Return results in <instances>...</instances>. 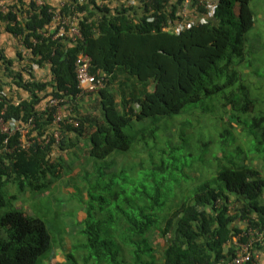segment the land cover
<instances>
[{"label":"trees","instance_id":"16d2710c","mask_svg":"<svg viewBox=\"0 0 264 264\" xmlns=\"http://www.w3.org/2000/svg\"><path fill=\"white\" fill-rule=\"evenodd\" d=\"M64 1L62 13L68 15L74 0ZM212 1L211 14L196 2L191 27L170 32L161 24L176 17L182 0L146 4L155 9L152 22L145 13L134 16L132 7L89 0L76 8L81 38L72 40L54 38L49 32L51 10L57 8L49 0L40 6L34 0H0L4 7L0 5V40L6 34L18 44L14 57L5 52V44L0 45L3 118L25 122L33 116L32 131L42 135L55 111L49 106L42 109L43 104L55 97L79 121L76 127L60 123L58 142L50 136L48 144L35 142L11 152L3 151L0 133V208L6 204L3 188L8 182L34 191L60 178L67 160L62 155L82 140L83 153L94 159L142 149L137 135L155 137L158 126L148 133L149 126H144L135 135L127 134L125 127L146 119L154 123L198 105L216 110L223 124L222 132L204 146L218 138L223 143L241 138L245 147L214 157L219 167L193 192L183 188L161 195L157 189L142 199L136 186L116 190L112 196L115 200L122 196V205H117L115 217H107L115 223L114 232L107 220L89 223L85 230L90 257L94 254L98 264H123L128 247L131 264H217L236 255V239L245 243L252 232H264V40L250 35L256 23L251 0ZM79 53L90 57L91 71L104 81L93 111H83L80 104L74 66ZM35 67L46 68L48 78L38 79ZM11 84L27 96L10 97L6 86ZM151 236L160 238L159 260L152 253ZM51 250L43 220L20 209L0 214V264H41ZM145 253L150 260L141 258ZM71 256L67 252L65 259ZM244 264H256L254 252Z\"/></svg>","mask_w":264,"mask_h":264},{"label":"rangeland","instance_id":"374dc122","mask_svg":"<svg viewBox=\"0 0 264 264\" xmlns=\"http://www.w3.org/2000/svg\"><path fill=\"white\" fill-rule=\"evenodd\" d=\"M250 5L256 19L250 35L264 40V0H251ZM80 97L82 110L93 111L96 92ZM171 117L154 123L146 119L125 127L127 134L135 135L144 126H149L146 133L152 126H158L155 137L137 135L142 149L138 146L115 152L105 159L87 157L83 153L82 140L79 146L62 155L67 160L63 162L61 177L52 178L46 188L29 191L27 187L20 189L16 182H8L3 188L6 204L0 208V214L8 209H20L44 221L51 236L52 250L42 258L41 264H98L94 254L90 257L89 230H85L92 222L107 220L106 226L114 232L115 223L107 217L110 214L115 217L117 205H122L123 200L122 196L115 200L112 193L126 186L138 187L142 192L136 193L141 194L142 199L149 198V194L156 193L157 189L161 195L179 193L183 188H192L193 192L219 167L216 156H221L223 150L234 151V147L246 145L239 140L241 138L235 141L228 138L224 143L218 138L204 146L207 140L223 130L219 113L210 107L203 109L197 105L186 113ZM171 147L175 151L170 150ZM139 162L143 163L142 168H139ZM140 203L143 204V200ZM149 240L154 249L152 253L159 260L162 253L160 238L151 236ZM141 246L146 245L141 243ZM67 252L72 255L69 259H65ZM129 252L125 247L123 253L127 261L123 264L132 263L128 259ZM141 258L150 260L151 257L145 253ZM136 264H140L139 261Z\"/></svg>","mask_w":264,"mask_h":264},{"label":"built area","instance_id":"2783aa9c","mask_svg":"<svg viewBox=\"0 0 264 264\" xmlns=\"http://www.w3.org/2000/svg\"><path fill=\"white\" fill-rule=\"evenodd\" d=\"M37 6L43 5L45 0H34ZM89 0H74V4L70 5L68 15L62 13V8L65 1L61 0L57 4V8L53 11L52 23L48 26L49 32H54V38L57 37H70L72 40L81 38V31L78 26V13L76 9L78 5H83ZM97 4L102 2H113L120 6L132 7L131 13L134 16H142L145 13V18L148 22L155 20V9L152 5L145 6L153 0H96ZM177 0H169V3H176ZM163 2V1H162ZM202 5L206 8L208 13H212L214 7L213 1L210 0H182L176 11V17L168 18L167 23L161 24V29L164 31H181L190 28L192 25V15L195 8V3ZM3 7V4L0 3ZM147 8V12L145 11ZM4 9V7L2 8ZM145 11V12H144ZM90 57L84 53H79L75 59V74L77 81L78 95L95 93L104 87L103 78L99 73H93L90 69ZM61 99L52 97L49 98L44 104L42 109L49 106L55 109L52 113V122L45 126L42 135H38L36 129V122L33 116L27 118L25 122L17 118L4 119L0 113V133L3 135L2 149L6 152H11L14 149H25L33 145L35 142L41 144L50 143V136L56 139V142L61 137L62 129L59 127L60 123H69L73 126H78L79 121L72 118L70 111L62 104ZM19 132V137L16 142L12 144V140ZM10 146V147H9ZM1 149V150H2ZM264 236V232L255 231L251 233L250 239L245 243H240L236 239L237 245L236 255L225 260H221L217 264H244L253 258V246L258 242L259 237Z\"/></svg>","mask_w":264,"mask_h":264},{"label":"crops","instance_id":"0c3cea01","mask_svg":"<svg viewBox=\"0 0 264 264\" xmlns=\"http://www.w3.org/2000/svg\"><path fill=\"white\" fill-rule=\"evenodd\" d=\"M60 1L61 0H49V2H51L53 5H57ZM192 12L194 14L195 10H192ZM207 14H211V13H207ZM207 16H209V15H207ZM192 18L194 19L193 15H192ZM4 44L7 46L5 52L9 56L14 57L15 48L18 45L17 41L15 39H13L11 36L8 37L6 34H4L0 40V45L2 46ZM45 70H46V72L44 74L43 73L44 69L35 67V74L39 75L36 77L40 80L48 78L49 72L46 68H45ZM44 75H45V77H44ZM6 90H8L7 91L8 95L15 100H20L21 98H25L27 96V93L24 90L17 88L16 85H14V84H11L10 86L7 85ZM253 252L255 255L256 264H264V236L259 237L258 242L256 243V246L253 248Z\"/></svg>","mask_w":264,"mask_h":264}]
</instances>
